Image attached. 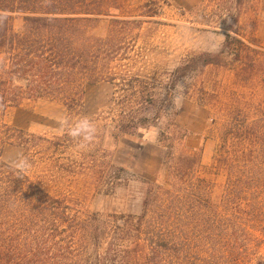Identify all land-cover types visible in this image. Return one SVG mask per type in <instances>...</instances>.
Returning <instances> with one entry per match:
<instances>
[{"label": "trees", "instance_id": "16d2710c", "mask_svg": "<svg viewBox=\"0 0 264 264\" xmlns=\"http://www.w3.org/2000/svg\"><path fill=\"white\" fill-rule=\"evenodd\" d=\"M232 1L240 11L253 0ZM158 2H145L142 13L161 15ZM116 3L0 0V114L23 101L44 99L60 101L69 116L80 117L85 89L108 83L114 88L113 126L106 134L113 141L154 127L173 99L175 79L195 65L175 68L163 88L139 70L131 72L130 40L141 21L113 16ZM17 16L22 18L19 29L13 26ZM102 17H110V31L95 36L91 29ZM235 21L223 34L219 54L198 56L202 65L225 63L219 55L240 43L231 34ZM157 88L163 92L156 93ZM233 113L223 125L216 158L227 173L222 195L231 207L227 214L205 186L193 182L199 156L176 157L172 142L163 157L171 183L149 188L139 215L84 212L80 196L49 188L71 181L94 187L108 177L98 136L81 150L64 133L6 127L1 145L21 148L32 167L24 178L15 177L0 146V264H241L256 257L261 240L238 215L243 207L247 219L262 221L264 115L250 119L240 110ZM256 227L251 229L262 231ZM254 264H264V255Z\"/></svg>", "mask_w": 264, "mask_h": 264}, {"label": "rangeland", "instance_id": "374dc122", "mask_svg": "<svg viewBox=\"0 0 264 264\" xmlns=\"http://www.w3.org/2000/svg\"><path fill=\"white\" fill-rule=\"evenodd\" d=\"M147 1L117 0L118 10L112 11L113 16L141 21L131 35L130 71L139 70L163 88L173 80L175 68L189 62L195 67L175 79L173 99L154 127L141 129L117 142L106 134V129L113 126L110 111L113 86L101 83L87 87L81 116H87L96 125V143L106 151L104 167L108 177L94 187L71 181L49 189L77 194L84 212L139 215L147 190H154L158 185L168 187L171 183L163 157L166 146L172 142L176 157L199 156L200 166L195 169L193 182L198 187L205 186L212 202L227 214L231 207L223 203L222 196L227 173L225 168L217 166L216 158L222 150L223 125L233 112L240 110L250 119L264 115V0H253L240 11L232 0H157L162 12L155 17L142 13ZM109 18L102 17L91 32L105 37L111 28ZM234 20L235 33L231 34L240 43H234L227 53L219 55L224 64L202 65L198 56L219 54L224 44L223 34L229 32ZM21 25L22 18L17 16L13 26L19 29ZM157 89L156 93L163 92ZM63 116L69 114L60 101H23L20 106L0 114V134L6 127L34 134H60L58 121ZM0 146L2 159L7 163L22 153L17 146L1 145V137ZM199 178L205 182H198ZM242 210L245 209H240L238 221L250 227V232L261 240L256 257L264 255V195L262 221L258 217L247 219V211ZM255 224L262 231L251 229ZM256 257L251 260L246 257L241 264H254Z\"/></svg>", "mask_w": 264, "mask_h": 264}, {"label": "clouds", "instance_id": "9594fccd", "mask_svg": "<svg viewBox=\"0 0 264 264\" xmlns=\"http://www.w3.org/2000/svg\"><path fill=\"white\" fill-rule=\"evenodd\" d=\"M21 83L26 84L27 81ZM179 87H182L180 85ZM60 130L74 141L81 150H86L94 144L97 137V128L94 122L87 116H81L73 119L70 116H63L58 121ZM32 165L29 158L23 153L16 154L15 158L9 162V168L15 174V177L24 178Z\"/></svg>", "mask_w": 264, "mask_h": 264}]
</instances>
